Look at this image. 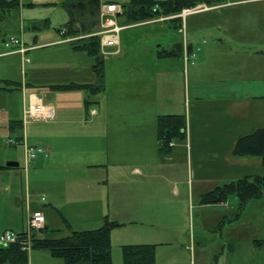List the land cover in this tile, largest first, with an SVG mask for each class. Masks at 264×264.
Wrapping results in <instances>:
<instances>
[{
    "label": "crops",
    "instance_id": "1",
    "mask_svg": "<svg viewBox=\"0 0 264 264\" xmlns=\"http://www.w3.org/2000/svg\"><path fill=\"white\" fill-rule=\"evenodd\" d=\"M11 12L0 21V233L25 232L27 213L35 211L45 220L38 236L65 235L59 221L49 220L64 222L69 233L97 229L111 218L120 224L110 232L114 264H122L117 248L132 244L154 245L155 264L164 248L167 264H264V244L254 243L264 239V187L243 205L235 195L220 203L201 200L214 187L263 172L259 157H236L232 150L239 137L264 127V0H231L169 20L173 29L163 39L152 35L151 25L166 20L121 25L117 50H104L112 56L103 60L104 87L93 95L83 86L96 82L94 59L74 49L68 41L73 36L48 32L43 23L8 31L2 24ZM135 29L145 34L122 40L123 31ZM13 32L23 54L4 45ZM174 46L177 55H159ZM184 46L188 52L199 48L194 64L183 61ZM31 93L52 106L53 116L23 127ZM159 115L186 119L184 140L164 154L156 135ZM23 135L28 145L47 149L27 172L23 147L8 143ZM181 165L182 196L173 182ZM188 178L200 187L192 247L184 233L187 198L194 192ZM175 200L181 201V225ZM111 208L118 210L111 214ZM147 222L154 225L139 226ZM164 236L167 241H160ZM171 242L182 257L174 256ZM36 251H29V264H63Z\"/></svg>",
    "mask_w": 264,
    "mask_h": 264
},
{
    "label": "trees",
    "instance_id": "2",
    "mask_svg": "<svg viewBox=\"0 0 264 264\" xmlns=\"http://www.w3.org/2000/svg\"><path fill=\"white\" fill-rule=\"evenodd\" d=\"M201 3L214 6L225 3V0H128L123 5L119 16L123 15L129 25L154 17L178 14L184 8H192ZM18 5L19 0H0V21L5 14L15 10ZM100 5V0H63L61 2L62 8L69 17L65 34L73 36L71 44L74 49L86 52L95 62L93 70L96 74V82L83 86L89 90L90 95L100 92L104 87L103 57L99 51V37L95 35L99 30ZM156 6L157 10L153 12ZM178 51V46H174L170 51L160 52L159 55L174 56ZM185 129L186 119L183 115H159L156 119L159 153H167L174 141L184 140ZM232 153L236 157H259L262 175L252 180L244 178L214 187L203 195L204 204L224 202L229 195H235L240 205H243L248 200L261 196L264 187V127L239 137L233 146ZM119 225L115 221L105 219L103 224L94 230L69 231L65 235L51 231V236H38L37 233L43 228L33 234L30 251H46L52 258L61 259L63 264H114L111 260L110 232ZM23 234L24 232L18 233V239L13 243H0V264H29V252L22 250L26 242ZM254 243L262 245L264 239L255 240ZM154 248L152 244L123 245L121 246L122 264H155Z\"/></svg>",
    "mask_w": 264,
    "mask_h": 264
},
{
    "label": "rangeland",
    "instance_id": "3",
    "mask_svg": "<svg viewBox=\"0 0 264 264\" xmlns=\"http://www.w3.org/2000/svg\"><path fill=\"white\" fill-rule=\"evenodd\" d=\"M61 0H19V13L17 15H14V12L12 11L10 14V17L8 15H6V21L2 24L3 26H6L9 30L8 31H13L16 29L17 25L18 24H23L24 25L28 24V25H31V23H43V25H45L46 29L48 32H51V33H54V32H59L62 36L65 35L67 36L65 33H61L60 30H65V26L68 22V16H67V13L65 12V10L62 8L61 6V3H60ZM101 3H114L120 7H122L128 0H100ZM154 1H164V0H154ZM227 1V0H226ZM226 3V2H225ZM223 3V4H225ZM205 4L201 3V4H198L194 7H199V6H203ZM219 5H222V4H219ZM207 8H210V7H214V6H218V5H214V6H207L205 5ZM180 13V12H179ZM14 15V16H13ZM177 14H173V15H169V16H166V17H171V16H175ZM205 16H210L209 14L208 15H205ZM160 17V16H159ZM152 19V18H151ZM151 19H148L144 22H148V21H151ZM169 20H172L171 18H169ZM177 20H181V18L178 17ZM118 24L119 25H125V24H128L126 21H125V17L123 15H120L118 17ZM135 24H138V23H135ZM153 27V30H151L152 35H158L160 37V39H163L165 37H167V30L168 28L170 29H173L172 28V22H168V21H165V22H161V23H158V24H155V25H151ZM156 26V27H155ZM157 26H164L165 28L164 29H160L158 28ZM50 30V31H49ZM14 34H10L11 35H18L17 33L15 34V32H13ZM122 40L125 39V35L131 39H138V37L140 36H143L145 34V31H143V29H135V30H132V31H129V30H125L123 31L122 33ZM172 36L176 37L178 36V39H181L180 37H182L181 35H174V34H171ZM9 37V36H8ZM133 37V38H132ZM112 56H106V55H103V60H104V63H106L107 61H110ZM93 97V96H92ZM45 103V102H44ZM35 121V120H34ZM33 121V122H34ZM32 121H30L31 123ZM24 150V149H23ZM23 156H24V152H23ZM177 160L181 161L182 162V157L179 155ZM185 167L184 166H180L179 168V172L181 174L180 177H176L174 178L173 182L175 183V185L178 187V190L181 194V196L183 195V185L179 182V180L182 179V172L184 171ZM27 172V170H26ZM188 184L191 185L194 189V192L188 196V205H187V211H186V225L184 227V233H187L190 237V242H189V247L193 246V241H192V230L195 231L196 229V212H198V209L196 208L197 206V203H198V199H197V191L200 189L199 185H197L194 180H191L188 178ZM192 181V182H191ZM204 189V188H203ZM202 200V198H201ZM120 206V205H119ZM175 206L178 207V210L175 211V220H180L178 221V223L181 225L182 224V221L183 218H182V211H181V201L180 200H175ZM118 208H111V211L110 213H115V211H117ZM88 216V214H87ZM27 217V216H26ZM52 217V216H51ZM107 219V218H105ZM87 220H95L94 217L92 216L91 218L87 219ZM109 221H111L112 219L111 218H108ZM51 221L52 223H55V222H60V231L62 232V234H67L68 233V228H66V225L64 222L60 221V220H49ZM77 224H80V223H83V222H75ZM148 223V224H147ZM145 224H139V226H142L143 228H147V229H150V227L152 226H148L150 225V223H154V222H147ZM247 223L248 221L247 220H244L242 222H240V224H244L245 227L247 226ZM251 223L250 224V227H255L256 229H258V227L256 226V224L254 222H249ZM154 225V224H153ZM155 225L156 227H159V223L158 222H155ZM45 227V226H44ZM43 227V228H44ZM80 227V226H79ZM116 228V227H115ZM113 228V230L115 229ZM183 228V227H181ZM151 231H155L154 228L151 229ZM256 234L258 233V230H256ZM167 236H164L162 237L160 241H167L165 240ZM136 241V240H134ZM171 243H175V242H171ZM114 244L113 243V248H114ZM173 245V248H174V256L176 258H178L177 256L181 255V257L184 255L183 251H181V249L179 248V246L175 243V244H172ZM171 245V246H172ZM208 246H211L208 245ZM213 247V246H212ZM210 247V248H212ZM120 251V248L118 247L117 248ZM33 251V250H32ZM38 252H40L39 250L35 252V254H39ZM176 253V255H175ZM31 255V253H29V256ZM154 255L156 257V254H155V250H154ZM165 248L162 249L161 251V262L160 264H167L168 263V259L165 258ZM121 256V255H120ZM154 257V258H155ZM55 260H59V262H62L61 259H55ZM156 260V258H155ZM215 262V259H213V262L211 264H213Z\"/></svg>",
    "mask_w": 264,
    "mask_h": 264
},
{
    "label": "built area",
    "instance_id": "4",
    "mask_svg": "<svg viewBox=\"0 0 264 264\" xmlns=\"http://www.w3.org/2000/svg\"><path fill=\"white\" fill-rule=\"evenodd\" d=\"M207 9L205 5L199 6V7H192V8H184L175 16L166 17V16H160V17H154L151 19V21H164L168 20L169 18H181L184 20V18L190 14L200 12L202 10ZM157 10V6L153 8V12ZM120 11V7L114 3H106L102 4L100 6L99 10V31L95 34L99 37V48L100 53L105 55V48H113L117 50L118 47V41H119V32L124 26H120L118 24V13ZM64 31V30H62ZM182 33V29L180 30ZM70 39H68L69 41ZM4 45L6 47H12L16 48V51L20 53H24L26 51V48L22 46L21 40L17 36H9L5 42ZM199 51V48H197L193 52H188L187 48L184 46L183 48V61L186 63L194 64V59ZM93 114V111L91 112ZM53 116V109L52 106L49 104H44L40 97H38L36 94H29L27 96V103L26 106L23 109L22 112V119L21 123L24 127L27 123L33 120H50ZM9 144H21V146L24 149V156H23V164L22 168L24 171H26L32 163L37 159L39 155H47V149L44 148L40 144L35 145H28L25 140V136L23 135L20 140H14L9 139ZM44 200V198H42ZM44 216L40 211H35L32 213H27L26 217V230L23 234L25 237V244L22 246V250H25L29 252L30 245H31V238L33 237V234L39 232L44 227ZM18 233H15L13 231L5 230L2 233H0V243H13L18 239Z\"/></svg>",
    "mask_w": 264,
    "mask_h": 264
},
{
    "label": "water",
    "instance_id": "5",
    "mask_svg": "<svg viewBox=\"0 0 264 264\" xmlns=\"http://www.w3.org/2000/svg\"><path fill=\"white\" fill-rule=\"evenodd\" d=\"M6 166H8V167H17L18 164L16 162H7Z\"/></svg>",
    "mask_w": 264,
    "mask_h": 264
}]
</instances>
